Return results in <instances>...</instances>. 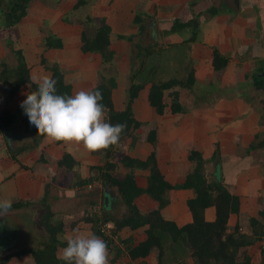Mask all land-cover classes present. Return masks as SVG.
Returning <instances> with one entry per match:
<instances>
[{
	"label": "crops",
	"instance_id": "obj_1",
	"mask_svg": "<svg viewBox=\"0 0 264 264\" xmlns=\"http://www.w3.org/2000/svg\"><path fill=\"white\" fill-rule=\"evenodd\" d=\"M68 3V0H62L61 6L51 10L45 9L39 2L32 4L29 15L16 26L18 38L14 49L22 50L32 81L50 76L40 66V44L46 35L42 19H46L54 9V13L50 14V25H47L61 39L62 48H50L43 56L48 63L56 62L64 70V80L71 85L74 95L80 90L90 91L99 83L102 64L99 54L80 52L82 27L71 22L76 17L72 19L67 15L70 13L66 8ZM87 13L96 21L105 20L110 27V50L114 53L116 69V86L112 89L111 98L116 111L124 109L132 54L131 43L121 37L131 36L136 44L164 50V60L159 61L160 57L154 60L160 69L157 81L168 80L171 76L181 79L187 72H193L194 84L190 89L175 85L164 91L167 107L163 115L156 114L149 105V84L138 92L132 103V113L141 125L135 131L134 143L130 145V140L123 143L119 153L145 160L154 151L164 179L171 185H179L190 171L189 152H199L205 161L207 178L210 180L218 175L230 194L238 197L239 210L229 215L227 232L237 229L238 233L253 239L258 235L251 227L250 218L259 220L262 228L260 239L242 247L238 253V256L246 253L250 264H259L261 250L264 249V217L258 215L260 211L264 212V145H261L264 142V0H95L81 14L83 19ZM65 14L69 16L70 23L62 21ZM138 17L142 20L140 24L134 21ZM176 21L196 22L172 30ZM140 25L144 27L141 33ZM214 51L228 59L222 70L213 68ZM9 52L10 49L0 42V58L13 65ZM260 78H263V85L255 81ZM256 83L262 88L256 89ZM17 92L23 97L12 110L23 101L25 87ZM172 92L178 93L184 110L182 113L170 112ZM151 132L154 133L153 143L147 141ZM129 146L131 149H128ZM216 148L219 156L214 157ZM64 152L78 163L77 171L81 178L95 174L90 168L100 164L99 156L85 151L82 146L55 145L44 139L40 148L18 156L20 161L16 163L10 158L6 140L0 134V199H11L13 203H35L32 206H36L38 211L39 203L45 197L53 219L63 223L61 238L66 243L67 238L77 232L92 233L83 218L92 199L99 202L106 191H112L113 195L106 205L111 210L117 193L114 189L105 190L101 197L88 188L81 190L74 173L57 166ZM39 156L47 162L39 163ZM120 171L125 174L129 170L120 166ZM133 175L137 186L144 188L148 170L135 169ZM167 196L168 205L161 210L163 218L173 221L178 227L190 223L192 219L186 201L193 196L192 190L173 189ZM135 204L142 212L157 207V203L145 194L138 196ZM12 214L7 215L10 229L15 227L12 224H20ZM214 218V208H206L205 221L212 222ZM19 226L21 236L17 238L15 250L31 249L34 245H30L28 239L33 227L26 229ZM41 230L40 238L45 236L44 230ZM144 230L145 227L134 231L123 228L119 236L137 244L144 240ZM6 234L4 232V236ZM24 239L28 242L27 246L19 248ZM62 249L57 250L59 258ZM108 253L109 264H156L153 254L131 261L127 255L116 257L113 249H108ZM23 256L32 261L29 254ZM15 259L11 260L12 264L18 261ZM186 264H192V260L187 259Z\"/></svg>",
	"mask_w": 264,
	"mask_h": 264
},
{
	"label": "trees",
	"instance_id": "obj_2",
	"mask_svg": "<svg viewBox=\"0 0 264 264\" xmlns=\"http://www.w3.org/2000/svg\"><path fill=\"white\" fill-rule=\"evenodd\" d=\"M60 1L0 0V42L4 47L10 49L9 53L12 54L14 61L13 65H9L7 61L0 58V85L2 88L0 96L5 98L4 103L14 99L16 92L23 87L26 90L23 100L26 99L27 94L37 89V83L31 80L30 70L22 50L14 49V43L18 38L16 26L29 15L30 7L35 2H39L42 7L49 10L51 9L50 6L54 8ZM94 1L76 0L74 10L82 7L87 9ZM62 21L70 23L69 16H63ZM95 21L88 13L83 19L84 27L80 33V52L99 54L102 66L106 70H112L114 69V53L110 50V27L105 20L100 19L96 21V25L92 27L93 29L89 33L87 27ZM134 21L138 24L142 22L139 17L135 18ZM194 22L196 21L190 23L176 21L171 29L179 30ZM143 30L144 27L140 25L139 33ZM122 38L128 40L132 46L128 76L129 85L126 89L124 109L116 111L113 107L111 92L116 86L114 72L106 77L100 70L99 83L90 90H98L102 93L101 103L107 109L106 122L126 124L118 145L110 146L106 150L91 152L99 156L100 164L90 168L91 171H95V174L87 178L80 177L77 171L78 163L69 153L64 152L61 159L57 161L58 168L74 173L77 186L81 190L88 188L90 192L101 195L105 190L114 189L117 193L113 198L114 204L111 209L113 211L108 210L104 204V194L99 202L92 199L89 210L83 217L84 223L89 226L93 234L106 242L109 250L115 251L116 257L127 255L131 261L141 260L153 254L156 258V264H186L187 259H191L192 264H250V258L246 253L242 252L241 256H238V253L242 247L249 246L260 239L262 228L259 220L250 218L251 227L258 235L253 239L238 233L237 229L227 232L229 215L238 213L239 210L238 197L230 194L227 186L218 175L210 180L207 178L204 171L205 161L199 152L196 150L189 152L190 171L187 173L184 182L179 185H171L164 179L157 166L154 151L145 160L132 159L119 153V148L123 143L130 140L131 145L136 140L135 131L141 124L133 116L132 103L144 86L150 85L147 95L149 105L156 114L163 115L167 107L164 91L175 85L190 89L194 84L192 71L187 72L181 79L177 76H171L168 80L157 81V73L160 69L156 67L157 61L154 60L159 57V61L164 60L162 58L164 50L154 49L155 47L151 45L136 44L131 36ZM40 46L42 48L40 66L57 81V94L72 95L71 85L64 80V70L56 62L48 63L43 56V53L50 48H62L61 39L48 31L47 35L42 37ZM227 62L226 57L214 51L213 68L216 71L222 70ZM262 79H255V81L263 85ZM257 83L256 89L262 88V85ZM170 95V112L173 114L182 113L184 110L179 103L178 93L172 92ZM20 105L12 111L7 109L0 111V134L6 140L10 158L16 163L20 161L18 156L25 152L37 150L45 139L37 134L34 126L29 124L28 117ZM6 135H10V139H6ZM153 136L154 133L151 132L147 136V141L153 143ZM15 142L18 145L14 146ZM54 143L59 145L63 142ZM261 145H264V142ZM128 149H131L130 146ZM217 156H219V152L216 148L214 157ZM38 162L46 163L47 160L43 156H39ZM120 166L129 171L125 174L121 173ZM135 169L148 170L147 183L144 188L138 187L135 183L133 175ZM173 189H191L193 192V196L186 201L192 220L182 227L176 226L173 221L165 220L161 215V210L169 202L167 194ZM90 192L88 193L90 194ZM142 194L155 201L157 207L149 212L140 211L135 204V199ZM33 204L35 205V203H22L20 201L12 203L9 212L0 217V233L7 232L5 236L0 235V264H9L12 259H18L24 254H29L34 264H66L57 256L58 248L66 247V243L61 238L63 223L53 219V213L46 204L45 197L39 203L44 210L38 219L36 218L39 225L42 226L45 236L31 249L15 250L21 236V227L19 226L21 223L12 224L15 227L10 229L7 215L14 210ZM208 207H213L215 210V218L212 222H206L204 219V210ZM258 215L263 218L264 212L260 211ZM143 227H145V238L137 244L132 243L130 239L122 240L119 236V231L123 228L134 231ZM23 228L27 229L26 226ZM106 229L108 234L105 232ZM5 249L12 251L3 253ZM259 264H264V249L261 250Z\"/></svg>",
	"mask_w": 264,
	"mask_h": 264
},
{
	"label": "clouds",
	"instance_id": "obj_3",
	"mask_svg": "<svg viewBox=\"0 0 264 264\" xmlns=\"http://www.w3.org/2000/svg\"><path fill=\"white\" fill-rule=\"evenodd\" d=\"M37 89L27 94L20 107L37 134L49 142L82 146L97 152L118 145L126 124L106 122V107L98 90H80L74 95L57 94L51 76L36 80ZM11 143V142H9ZM11 199H0V217L12 207ZM60 259L66 264H109L106 242L93 233H75L66 240Z\"/></svg>",
	"mask_w": 264,
	"mask_h": 264
},
{
	"label": "rangeland",
	"instance_id": "obj_4",
	"mask_svg": "<svg viewBox=\"0 0 264 264\" xmlns=\"http://www.w3.org/2000/svg\"><path fill=\"white\" fill-rule=\"evenodd\" d=\"M62 1V0H61ZM61 1L58 3V5H56L57 7H59V6H61L60 5V3H61ZM64 1V0H63ZM75 1L76 0H68V2H70V4L68 3V5H67V7L66 8H69V12L70 13H68L67 15H70V18H74V17H76L75 19H73V20H71V22L72 21H74L76 24H79V26H81V27H84L83 26V16L81 15V14H83V12L84 11H86V9L84 8V7H82V8H80V9H78V10H74V3H75ZM57 2H58V0H57ZM50 8H52L51 6H50ZM65 8V9H66ZM51 10V9H50ZM54 9H52V12L50 11L49 12V14H47V18L44 20V19H42L43 21H44V26L46 27V31H45V33H46V35H47V32L48 31H50L49 29H48V25H50L49 24V22L52 20L51 19V13H54V11H53ZM48 15H49V17H48ZM66 15V14H65ZM66 15V16H67ZM61 19V18H60ZM57 20V19H56ZM43 24V23H42ZM48 24V25H47ZM96 25V21H95V23H91L90 24V26H91V28H90V26L89 27H87V31L90 33V30L91 29H93L92 27L93 26H95ZM44 26H42V27H44ZM53 28H56V27H53ZM90 28V29H89ZM52 29V28H51ZM52 31V30H51ZM107 67V66H106ZM107 68H109V67H107ZM101 71H102V73L103 74H105V76L106 77H108L109 76V74L111 73V72H116V69H112V70H106L103 66H102V68L100 69ZM108 73V74H107ZM115 77V79H116V75L114 76ZM110 78V77H109ZM1 90H2V88H1V85H0V92H1ZM15 96H16V98H15ZM15 96L13 97L14 99H12V100H10L8 103H4L5 102V98L3 99L1 96H0V111L1 110H3V109H7V110H12L16 105H17V103L19 104L20 103V101H21V99H22V97H23V95L22 94H19L18 92H17V94H15ZM125 99H126V97H125ZM12 103V104H11ZM11 104V105H10ZM9 137V139H10V135L8 136ZM12 144V143H11ZM16 145H18V144H16V142H15V144H14V146H16ZM190 167H191V164H190ZM205 171H207V169H205ZM213 172V171H212ZM212 172H209L208 174H211ZM207 173V172H206ZM215 173V172H214ZM207 174V175H208ZM212 175V174H211ZM31 208V209H30ZM40 209L37 211V207L36 206H28V207H23V208H21L19 211H12L14 214H12L13 215V217H14V219H15V221H18V223H21V225L22 226H26L27 228H31V227H33V229H32V231L30 232V235H29V239L28 240H30V245H36L37 244V242L41 239L40 237H41V233H42V226L41 225H39V223H38V221H37V219H38V217H39V215H41V213L43 212V210H44V208H43V206L40 204V207H39ZM11 213V212H10ZM37 218V219H36ZM38 223V224H37ZM27 240L26 239H24L23 240V243L22 242H20V246H18L19 248H25L26 246H27V244H28V242H26ZM6 245H7V243L6 242H4ZM15 245V244H14ZM7 251H9L8 249H5V251L3 252V253H5V252H7ZM24 257V256H23ZM19 257L18 258V261H16V264H32L33 262L31 261H27L26 260V258L27 257ZM16 259H14V261H15ZM13 261V260H12ZM12 261L9 263V264H12Z\"/></svg>",
	"mask_w": 264,
	"mask_h": 264
},
{
	"label": "water",
	"instance_id": "obj_5",
	"mask_svg": "<svg viewBox=\"0 0 264 264\" xmlns=\"http://www.w3.org/2000/svg\"><path fill=\"white\" fill-rule=\"evenodd\" d=\"M6 139H9L8 135H6ZM113 195L112 191H106L105 197H104V204L107 205V202L109 201L110 197Z\"/></svg>",
	"mask_w": 264,
	"mask_h": 264
},
{
	"label": "flooded vegetation",
	"instance_id": "obj_6",
	"mask_svg": "<svg viewBox=\"0 0 264 264\" xmlns=\"http://www.w3.org/2000/svg\"><path fill=\"white\" fill-rule=\"evenodd\" d=\"M1 236H4V232L0 233Z\"/></svg>",
	"mask_w": 264,
	"mask_h": 264
},
{
	"label": "built area",
	"instance_id": "obj_7",
	"mask_svg": "<svg viewBox=\"0 0 264 264\" xmlns=\"http://www.w3.org/2000/svg\"><path fill=\"white\" fill-rule=\"evenodd\" d=\"M102 231L104 232V230H102ZM106 231L108 232V230H107V229L105 230V232H106ZM107 232H106V233H107ZM107 234H108V233H107Z\"/></svg>",
	"mask_w": 264,
	"mask_h": 264
}]
</instances>
